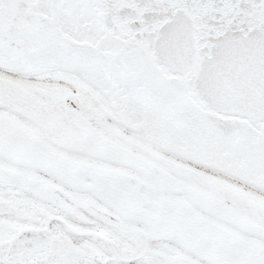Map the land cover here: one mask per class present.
<instances>
[{
  "label": "snow or ice",
  "instance_id": "6c2138e0",
  "mask_svg": "<svg viewBox=\"0 0 264 264\" xmlns=\"http://www.w3.org/2000/svg\"><path fill=\"white\" fill-rule=\"evenodd\" d=\"M0 264H264V0H0Z\"/></svg>",
  "mask_w": 264,
  "mask_h": 264
}]
</instances>
